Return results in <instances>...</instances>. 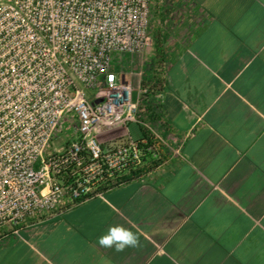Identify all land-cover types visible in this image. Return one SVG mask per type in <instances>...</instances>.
Segmentation results:
<instances>
[{"label":"crops","instance_id":"1","mask_svg":"<svg viewBox=\"0 0 264 264\" xmlns=\"http://www.w3.org/2000/svg\"><path fill=\"white\" fill-rule=\"evenodd\" d=\"M150 9L166 62L156 156L54 216L5 228L0 264H264V0ZM119 132L99 137L112 146ZM117 223L136 247L97 243Z\"/></svg>","mask_w":264,"mask_h":264},{"label":"built area","instance_id":"2","mask_svg":"<svg viewBox=\"0 0 264 264\" xmlns=\"http://www.w3.org/2000/svg\"><path fill=\"white\" fill-rule=\"evenodd\" d=\"M150 4L0 0V236L113 186L156 156L166 62ZM126 56L138 63L130 77L121 68ZM63 121L73 138L53 147ZM115 128L123 139L102 146L99 134Z\"/></svg>","mask_w":264,"mask_h":264},{"label":"clouds","instance_id":"3","mask_svg":"<svg viewBox=\"0 0 264 264\" xmlns=\"http://www.w3.org/2000/svg\"><path fill=\"white\" fill-rule=\"evenodd\" d=\"M139 242V237L134 231L119 223L109 226L97 239L100 246L112 248L117 252L125 248H134Z\"/></svg>","mask_w":264,"mask_h":264},{"label":"rangeland","instance_id":"4","mask_svg":"<svg viewBox=\"0 0 264 264\" xmlns=\"http://www.w3.org/2000/svg\"><path fill=\"white\" fill-rule=\"evenodd\" d=\"M150 21H151V25H153V20L151 19ZM136 61L137 60L134 58V60L131 63L125 64V66H122L121 68L122 69L125 68V69H128V70L130 69V70H134L135 71L137 66H138V63ZM114 68H115V70L117 69L116 66ZM89 93H91V92H89ZM63 126H64L65 129L60 134H58L56 136V138L53 140V142H52V146L53 147H59V146H61L64 143V141H67V140H70V139L73 138V130H74L73 125L71 123H69V121H63ZM129 126L133 127V124L129 123ZM116 130L118 131V134H120V132H119L120 128L119 129L115 128V129L106 130V131L103 132V134L104 135L105 134H113V133L115 134ZM35 167H37V165H35Z\"/></svg>","mask_w":264,"mask_h":264},{"label":"trees","instance_id":"5","mask_svg":"<svg viewBox=\"0 0 264 264\" xmlns=\"http://www.w3.org/2000/svg\"><path fill=\"white\" fill-rule=\"evenodd\" d=\"M98 139L100 140L102 146H105L106 143L103 141V139L101 137H99V136H98Z\"/></svg>","mask_w":264,"mask_h":264}]
</instances>
